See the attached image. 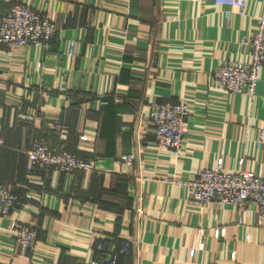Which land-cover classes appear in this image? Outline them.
<instances>
[{"label": "crops", "instance_id": "crops-1", "mask_svg": "<svg viewBox=\"0 0 264 264\" xmlns=\"http://www.w3.org/2000/svg\"><path fill=\"white\" fill-rule=\"evenodd\" d=\"M17 1L48 14L59 32L47 45L0 43V182L22 200L0 213V264L105 260L126 241L116 264H264L256 212L241 222L232 204L197 203L165 180L191 178L220 157L227 169L264 174V68L253 97L212 79L224 62L250 61L244 37L264 0H250L246 15H227L230 6L215 0H0V18ZM182 100L191 113L178 155L155 141L150 110ZM37 139L97 169L29 170ZM13 219L35 228L33 250L16 242Z\"/></svg>", "mask_w": 264, "mask_h": 264}, {"label": "built area", "instance_id": "built-area-1", "mask_svg": "<svg viewBox=\"0 0 264 264\" xmlns=\"http://www.w3.org/2000/svg\"><path fill=\"white\" fill-rule=\"evenodd\" d=\"M217 4L228 5L226 14L237 11L241 15L248 13L250 0H215ZM59 32L58 24L48 14L38 10L31 4L17 1L0 18V43L10 48H18L25 44L47 45ZM251 47L250 61L224 62L215 68L212 79L215 86L233 93H247L255 96L264 68V15L257 18L255 33L246 38ZM75 41L71 42L70 52H75ZM108 100L101 98V103ZM191 108L187 100L180 102H155L150 110V120L154 126L155 141L161 147L171 148L178 155L184 151L187 133L188 117ZM264 142V132H261L257 143ZM121 159L131 164L135 155L126 153ZM244 159H241L243 163ZM57 169L63 172L75 170H94L97 164L94 160L84 158L65 146L53 145L46 139H37L28 150V169ZM187 188L189 195L200 204L213 201L232 204L240 212V221L256 212L264 220V174H259L247 168L227 169L224 158L220 157L211 166L199 168L188 179L170 178ZM19 195L9 186L0 182V213L8 214L21 206ZM11 231L16 236V242L23 251L33 250L37 246V232L31 224L13 219ZM203 231L200 228L199 232ZM131 243L126 241L120 251L111 249L110 257L105 260L97 258L83 259L77 264H116L119 252H129ZM192 255L197 254V248H191Z\"/></svg>", "mask_w": 264, "mask_h": 264}, {"label": "trees", "instance_id": "trees-1", "mask_svg": "<svg viewBox=\"0 0 264 264\" xmlns=\"http://www.w3.org/2000/svg\"><path fill=\"white\" fill-rule=\"evenodd\" d=\"M103 98H105L106 100H108L107 103H109L110 99L108 98V96H105V97H103ZM81 100H82V99H81ZM84 158H86V157H84ZM124 243H125V242H124ZM121 248H122V247H121ZM108 250H110V249H108ZM118 251H120V249H119Z\"/></svg>", "mask_w": 264, "mask_h": 264}]
</instances>
